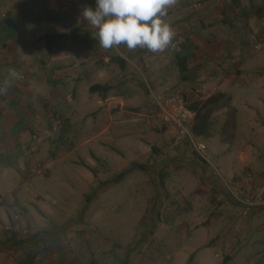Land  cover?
I'll list each match as a JSON object with an SVG mask.
<instances>
[{"label":"rangeland","instance_id":"374dc122","mask_svg":"<svg viewBox=\"0 0 264 264\" xmlns=\"http://www.w3.org/2000/svg\"><path fill=\"white\" fill-rule=\"evenodd\" d=\"M209 1L222 9H225V2L237 3L233 6L232 16L223 15L220 21L211 13L208 18L213 23H221L223 27H232V31L249 33L246 41L249 39L253 56L263 52L264 9L262 12L258 9L255 13L260 32L251 33L243 26L245 22L248 24L249 17L252 18V15L248 17L247 11H251L248 5L239 4L245 0H175L167 11L165 22H174L175 18L172 19L170 13L181 10L183 13L178 14L181 19L176 21L180 23L187 19V23L180 26L188 24V30H182L179 33L181 39L176 37L162 52L153 53L137 47L135 66H129L121 78L122 85L117 87L126 99L122 101L115 97L118 104L110 107L121 112L120 130L124 141L132 139V143L137 144L133 155L130 158L124 149L122 155H118L125 163L124 168L111 173L113 168H119L122 164L112 168L104 160L95 161L90 153L93 166L88 167L85 163L79 165L88 169L92 176L89 181L81 178L85 182L77 184L61 177L49 178L44 171L30 172L27 168V182L23 191L9 193L14 195L15 201H12L13 197L6 198L0 205H7L3 216L0 215V264H186L190 251L194 250V254L198 251V239L200 242L206 240L204 233L198 237V214H201V225L206 227L213 224L212 219L217 218L215 230L208 232V243L219 241L215 246L221 247L216 249L218 252L215 255H222L228 260L232 251L229 238L233 237L235 241L241 239L239 236L245 225L249 224L248 220H255L260 215L258 213L264 211V204H259L249 216L244 217L240 202L242 192L252 195L260 193V201L264 200V183H261L263 168L245 169L248 179L241 183L242 188L239 189L235 185L238 178L230 180L226 177L219 157L210 152V147H253L255 150L256 147H264V133L252 134L245 127L238 129L237 125H232L236 110L228 103L230 96L226 93L227 107L213 113L209 137L198 139L193 135L206 145L203 157L184 135L176 142L178 129L168 132L172 126L164 124L157 117L156 99L161 101L170 93H180L186 97L188 104L194 99H204L211 90L198 86L196 82L198 62L194 55L196 52L198 54V39L192 40L188 34L192 32L198 36L197 24L191 25L188 19L192 17L191 21L194 20L198 11ZM21 6L22 11L17 16L21 28L31 31L30 34L38 28L51 32L45 21L54 14L48 12L45 5L38 0H22ZM64 15L68 17L69 12ZM185 38L196 42V49L188 61L189 71L184 81L171 61L178 43ZM255 38L261 43L258 50L254 49ZM262 61L264 63V58ZM248 88L250 86L240 87L238 91L245 95ZM238 91H234L235 95L239 94ZM255 115L259 119L258 125L264 124V105ZM262 129L264 131V125ZM96 143V138L91 137L85 147H95ZM114 143L108 142L105 149L108 151L112 145L120 148L116 141ZM179 146L186 148L187 156L185 150H176ZM262 153L264 156V151ZM85 155L89 156V153ZM181 155L185 159L181 160ZM73 157L81 160V156ZM262 162L264 164L261 159L258 165L263 166ZM132 163H138L143 168H135ZM198 164L205 172L201 177H198ZM120 172H124V175L119 182L100 185ZM98 173L103 177L100 178ZM198 182L202 185L199 198ZM94 190L96 192L92 196ZM89 196L91 199L88 201ZM229 209L238 210L235 218L228 216ZM260 223L262 220H258L257 225ZM235 226L237 230H234ZM261 230L253 238L264 237V229ZM40 257L44 258L42 262L36 260ZM166 258L169 259L164 260ZM218 264H224V261Z\"/></svg>","mask_w":264,"mask_h":264},{"label":"crops","instance_id":"0c3cea01","mask_svg":"<svg viewBox=\"0 0 264 264\" xmlns=\"http://www.w3.org/2000/svg\"><path fill=\"white\" fill-rule=\"evenodd\" d=\"M38 1L46 6L48 12L54 14L45 21L51 32L38 28L30 34L31 31L21 28L17 20L22 11V0H0V82L9 79L11 69H15L19 74V79H13L7 90L0 94V197L5 200L14 198V195L9 193L15 190L23 191L27 182V168L30 172L44 171L49 178L61 177L71 183H83L85 180L81 178L89 181L92 174L79 164L85 163L92 167L94 162L90 153L95 157V161L104 160L112 168L122 164L119 168L112 169L111 173H115L123 169L125 164L118 155H122L125 149L131 158L133 149L137 148L132 139L127 142L123 139L120 130L121 112L103 105V99L106 97L114 96L122 101L126 99L117 87L122 85L121 78L129 66H135L136 49L129 50L125 45L104 49L99 45L98 40L94 39L96 29L82 19V10L85 7L94 8L95 0ZM242 2H239L241 6L247 4L251 10L244 8L248 17L252 15V18L247 19L248 24L245 22L243 26L251 30V33H259L260 27L257 26L255 13L258 9L263 11L264 0ZM234 5L225 2V9H222L209 1L208 5L198 11L194 20L191 21L192 17L188 19L191 25L198 26V36L188 32L192 40L198 39V54L196 52L194 55L195 61L198 62V81H195L198 86L211 89L203 98L210 96L217 89L230 96L228 103L236 110V116L232 117L233 126L237 125L238 129L245 127L249 129L248 133L263 134L264 124L258 125L259 119L255 113L264 105V49L253 56L248 45L249 39L246 41L249 33H240L235 29L232 31V27H223L221 23H213L208 18L213 13L222 21L223 15L232 16ZM183 6L185 5L181 7ZM66 12H69L68 17L64 15ZM242 12L243 10L240 14ZM180 13L183 12L176 10L175 13H170L175 20L173 22L169 19L170 22H166L175 33L173 40L176 37L181 39L179 33L189 28L188 24L180 26L187 23V19L180 23L176 21L181 19L178 15ZM262 33L264 38V31ZM46 34L58 37L48 45L42 38ZM180 43L175 52L179 51ZM194 44L196 46V42ZM116 56L125 59L124 69L115 61ZM173 60L172 65H175ZM94 84L109 85L110 89L102 96L101 93L89 91V87ZM244 86L250 88L242 95L238 89ZM234 91L239 94L235 95ZM226 107L227 105L223 108ZM189 119L188 128L193 119L192 112ZM171 126L168 132L172 133L176 127ZM91 137L96 138L95 147H85ZM114 141L120 148L112 145L107 151L105 144ZM176 150H185L184 154H187L185 147L179 146ZM263 151L264 147H256L255 150L253 147H210V152L219 157V164L226 177L230 180L238 178V184L235 185L239 189L241 183L248 179L244 171L249 167L254 170L263 168L261 183H264V164L262 162L263 166L258 165L261 159L264 161ZM87 152L89 156L85 155ZM76 155L81 156V160L73 157ZM180 159H185V156L181 155ZM196 166L198 177L205 175L201 166ZM98 176L103 177L101 173H98ZM201 186V182H198V198ZM12 201L14 202L15 198ZM6 206L0 207L1 216ZM237 212V209H229L228 216L235 218ZM263 213L264 211L258 213L260 215L255 220H248L249 224L245 225L239 236L241 239L235 241L233 237L229 238L232 251L224 264H264V237L253 238L260 229H264ZM200 215L198 214V237L204 233L206 240L200 242L198 239V251L195 254L194 250L190 251V255L193 254L191 262L221 263L225 257L215 255L218 252L216 249L221 247L215 246L219 241L208 243V232L215 230L214 223L217 218L212 219L213 224L206 227L201 225ZM2 220L4 222V219ZM258 220H262L261 225H257ZM237 226L234 230H237ZM36 260L42 262L44 258Z\"/></svg>","mask_w":264,"mask_h":264},{"label":"clouds","instance_id":"9594fccd","mask_svg":"<svg viewBox=\"0 0 264 264\" xmlns=\"http://www.w3.org/2000/svg\"><path fill=\"white\" fill-rule=\"evenodd\" d=\"M175 0H95V7H85L82 19L96 29L94 39L104 49L125 45L153 53L168 48L175 36L172 27L165 22L168 9ZM19 79L15 69L9 71V79L0 82V94Z\"/></svg>","mask_w":264,"mask_h":264},{"label":"trees","instance_id":"16d2710c","mask_svg":"<svg viewBox=\"0 0 264 264\" xmlns=\"http://www.w3.org/2000/svg\"><path fill=\"white\" fill-rule=\"evenodd\" d=\"M57 37L58 35L46 34L42 38H44L47 41L48 45H50ZM179 46V51L175 52L174 54V62L181 79L187 80L186 73L189 71L188 61L193 55L196 46L194 42L189 38H185L184 41L179 44ZM114 59L121 69L125 68V59L120 56H116ZM109 89V85L101 84H94L89 87L90 92H98L101 93L102 96H105ZM227 101L228 97L225 95V93L219 91L211 94L204 99L191 100L188 104L186 101L187 110L193 113V119L191 125L189 126V131L191 132V134L195 137H209L212 128V115L214 112L225 107L227 105ZM196 155L201 159L198 154ZM132 166L135 168H143V166L138 163H132ZM123 175L124 172H120L115 175L114 178L102 181L100 185L106 186L110 183H117L123 178ZM95 192V190L92 191L91 195H95ZM90 196L88 197V201L91 199ZM192 257L193 254L189 256L186 264H189L191 262ZM225 261H227V258L224 259V262Z\"/></svg>","mask_w":264,"mask_h":264},{"label":"built area","instance_id":"2783aa9c","mask_svg":"<svg viewBox=\"0 0 264 264\" xmlns=\"http://www.w3.org/2000/svg\"><path fill=\"white\" fill-rule=\"evenodd\" d=\"M254 49L258 50L261 47V43L257 38L253 39ZM118 99L115 97H106L103 99V105L111 107L113 104H118ZM158 112L157 117L164 123L168 125H173L178 129V137L176 138V142L180 140V138L184 135L187 140L191 143L194 150L200 155L204 156L205 151L207 150L206 145L198 141L197 138L189 131V118L190 111L186 108V98L183 94L180 93H170L165 98L158 101ZM243 197L240 198L241 202V214L242 216H249L254 209L259 204H264V200L260 201L261 194L257 193L256 195H252L250 193H241ZM4 198L0 197V205L3 204Z\"/></svg>","mask_w":264,"mask_h":264}]
</instances>
